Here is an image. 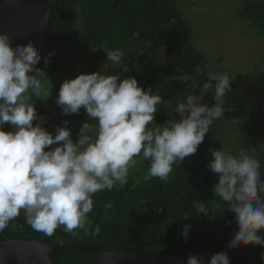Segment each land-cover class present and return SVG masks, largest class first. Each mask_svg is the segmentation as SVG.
<instances>
[{
    "label": "clouds",
    "instance_id": "1",
    "mask_svg": "<svg viewBox=\"0 0 264 264\" xmlns=\"http://www.w3.org/2000/svg\"><path fill=\"white\" fill-rule=\"evenodd\" d=\"M103 51L113 67L124 62L123 49ZM53 54L44 58L45 66ZM40 61L31 42L12 47L8 33L0 32V231L22 214L34 230L49 237L61 226L73 237L98 235L100 228L89 217L98 192L126 185L138 159L148 162L145 180L168 181L173 165L197 152L214 122L236 110L227 103L233 80L227 73L209 72L203 82L194 79L191 91L174 105L152 86L138 85L133 76L81 73L64 80L55 98L65 115L79 114L82 108L86 112L74 141L68 120L54 133L42 126L44 117L35 101L50 97L51 84L37 67ZM209 94L211 104L205 101ZM161 107L167 118L157 123ZM231 123L241 121L233 118ZM6 124L11 130H4ZM209 152L207 167L217 176L213 195L234 213L237 225L228 247H264L258 234L264 230L261 161L243 148L235 154L227 149ZM199 205L197 213L208 215V205ZM189 228H182L185 239ZM186 264L205 261L189 255ZM207 264H229V257L217 252Z\"/></svg>",
    "mask_w": 264,
    "mask_h": 264
},
{
    "label": "trees",
    "instance_id": "2",
    "mask_svg": "<svg viewBox=\"0 0 264 264\" xmlns=\"http://www.w3.org/2000/svg\"><path fill=\"white\" fill-rule=\"evenodd\" d=\"M118 1L123 9L135 10L136 5H140L141 14L129 20L130 15L122 11L125 19H113L110 9L113 0H91L90 6L86 0H55L44 39L37 48L41 56L37 67L49 80L57 73H67L66 79H72L78 74L96 71L119 73L122 78L133 76L138 85L145 89L152 86L154 93L174 105L177 97L191 91L194 79L203 82L209 73L202 68L196 70L205 63V57L193 51L191 46L196 32L188 21L176 17L170 0H128L125 7L122 0ZM100 8L110 15L103 14ZM94 9L97 10L94 19L99 23L90 19L95 22V29L87 33L84 23ZM112 10L116 11L114 6ZM238 15L254 27L256 38L264 39V0H244ZM150 19L157 23L158 29L151 27ZM102 38L111 43L102 45ZM103 48L123 49L125 58L131 55L132 65L122 63L113 67ZM49 52L54 54L45 66L44 58ZM227 74L233 77L227 103L236 110L226 112L223 119L243 118L239 140L248 149L264 140V72ZM57 95L58 92L47 100L37 98L35 101L37 113L44 117L42 126L54 133L62 121L68 120L75 141L81 122L87 119L86 112L82 108L79 114H63L55 103ZM205 101L213 103L211 94ZM176 116L179 118L178 114ZM166 118L161 107L155 121L163 123ZM4 130H11L10 126L6 124ZM218 148V140L207 134L194 155L173 165L168 181L129 179L123 187L98 192L93 197V211L89 213L93 225L100 228L98 235L81 233L73 237L61 226L49 237L34 230L21 214L0 231V240L18 238L48 243L55 249V264H92V254L99 251L168 253L186 259L189 255L209 259L215 253L223 252L229 257V264H264L261 260L264 247L252 244L235 249L228 247L237 232L234 213L217 212L220 207L227 206L213 195L217 176L207 167L211 159L209 149ZM210 201L216 205H208V215L197 213L199 202L207 206ZM185 225L190 226L186 239L182 236ZM262 232L258 234L262 235Z\"/></svg>",
    "mask_w": 264,
    "mask_h": 264
},
{
    "label": "rangeland",
    "instance_id": "3",
    "mask_svg": "<svg viewBox=\"0 0 264 264\" xmlns=\"http://www.w3.org/2000/svg\"><path fill=\"white\" fill-rule=\"evenodd\" d=\"M86 1L89 6L92 4L91 0ZM122 1L123 7H125L128 4V0ZM243 1L170 0L176 10V17L180 20L188 21L196 32L195 40L191 43V46L193 51L205 57V63L196 67L197 71H200L202 68L206 72L212 73H218L220 71L253 74L264 72V39L261 37L256 38L253 35L254 27L248 20L238 15V9ZM113 6L116 11L112 10ZM110 9L113 19H125L122 11H124L123 14L130 15L129 20L131 18L134 19L136 14H141L140 5H136L135 10L129 7L123 9L118 0H113V5ZM96 12L97 10L94 9L92 15L84 23L86 24L85 32L87 33L91 29H95V22L89 20H95ZM101 12L105 15H110V12L108 13L106 10H101ZM84 18H87V15H84ZM96 22L99 23L98 19ZM148 22L151 27L158 29L155 26L157 23H154L153 19H150ZM91 39L94 40V37H91ZM100 41L104 46L111 43L106 38H102ZM124 43L127 46V43ZM132 63L131 55L127 58L124 57L123 64H128L129 66ZM66 74L57 73L51 76V80H49L51 84V96L58 92L61 83L67 78ZM234 118L241 121V123L232 124L231 120L233 118L217 120L211 126L208 134L218 140V149H227L235 154L241 148H245L239 140V132L242 127L243 118ZM246 150L249 154H253L261 161L262 178H264V140ZM147 169L148 162L138 159L137 164L130 170L129 179L133 181L144 179L145 175H147ZM207 205L214 207L216 203L210 201ZM224 209L220 207L217 212L230 215L231 211ZM261 236L264 237V230Z\"/></svg>",
    "mask_w": 264,
    "mask_h": 264
},
{
    "label": "water",
    "instance_id": "4",
    "mask_svg": "<svg viewBox=\"0 0 264 264\" xmlns=\"http://www.w3.org/2000/svg\"><path fill=\"white\" fill-rule=\"evenodd\" d=\"M55 0H0V32H7L11 46L42 43ZM56 252L34 239L0 240V264H55ZM181 255L134 251H99L92 264H186ZM207 264L208 259H204Z\"/></svg>",
    "mask_w": 264,
    "mask_h": 264
}]
</instances>
